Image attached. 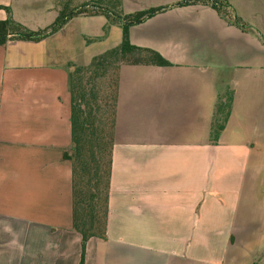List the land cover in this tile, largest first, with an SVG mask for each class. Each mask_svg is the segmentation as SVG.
<instances>
[{
	"label": "crops",
	"instance_id": "0c3cea01",
	"mask_svg": "<svg viewBox=\"0 0 264 264\" xmlns=\"http://www.w3.org/2000/svg\"><path fill=\"white\" fill-rule=\"evenodd\" d=\"M127 35L170 65L119 67L105 237L82 252L64 156L75 62L50 37L0 44V264H264L259 36L202 4L162 8ZM227 89L230 112L210 142Z\"/></svg>",
	"mask_w": 264,
	"mask_h": 264
},
{
	"label": "trees",
	"instance_id": "16d2710c",
	"mask_svg": "<svg viewBox=\"0 0 264 264\" xmlns=\"http://www.w3.org/2000/svg\"><path fill=\"white\" fill-rule=\"evenodd\" d=\"M179 4L208 5L221 18L229 20L214 0H185ZM0 9L5 12V18L0 19V44L6 40L38 41L53 32L65 18L74 13L58 15L47 27L29 31L12 21L8 6L0 5ZM160 9L162 8L118 16L121 21L118 43L93 55L86 63L71 64L67 71L70 143L64 156L71 165V224L73 230L80 234L81 252L89 237H105L119 67L170 65L155 50L131 44L127 35V29L131 24ZM229 21L240 26V21L236 17ZM231 98L232 92L227 89L217 96L213 104L208 128L210 142H216L225 126Z\"/></svg>",
	"mask_w": 264,
	"mask_h": 264
},
{
	"label": "rangeland",
	"instance_id": "374dc122",
	"mask_svg": "<svg viewBox=\"0 0 264 264\" xmlns=\"http://www.w3.org/2000/svg\"><path fill=\"white\" fill-rule=\"evenodd\" d=\"M183 1L185 0H11L6 5L12 21L29 31L43 29L58 15L74 12L45 37H50L54 53L59 58H70L74 64H83L93 55L118 43L121 33L118 16L165 8ZM214 1L220 5L229 20L238 18V27L245 33L259 36L264 45V0H232L233 3L236 2L234 10L227 0ZM71 63L70 61L69 64Z\"/></svg>",
	"mask_w": 264,
	"mask_h": 264
}]
</instances>
